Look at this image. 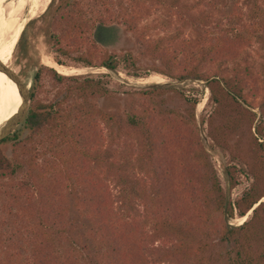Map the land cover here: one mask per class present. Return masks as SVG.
<instances>
[{"label":"trees","instance_id":"trees-1","mask_svg":"<svg viewBox=\"0 0 264 264\" xmlns=\"http://www.w3.org/2000/svg\"><path fill=\"white\" fill-rule=\"evenodd\" d=\"M90 1L99 4L97 10ZM59 2L44 30L54 60L107 72L63 75L40 64L32 74L20 127L0 140V264H82L66 245L72 236L65 203L69 184L78 186V209L107 246L100 257L104 264H264V140L258 136L262 128L251 132L250 109L256 96L264 102V65L256 75L248 51L252 41L264 51L262 23L246 29L236 15L238 25L224 28L212 23L211 12H197V3L171 4L169 13L182 29L150 38L141 20L152 4L164 0ZM113 23L133 34L141 56L158 63L152 71L205 82L212 109L202 123L230 157L223 168L225 188L199 136L198 97L149 85L122 92L116 108L101 105L116 93L108 86L110 72L133 70L137 62L131 52L118 57L96 42L98 35L112 32ZM17 44L25 58L24 39ZM45 76L63 86L49 101L37 98ZM7 142L12 157L1 148ZM39 144L48 157L33 153ZM237 164L252 183L232 199L230 190L244 171ZM135 168L157 187L154 196L146 178L132 179ZM128 177L151 214L150 232L141 231L138 220L119 216L113 205L109 181L116 179L129 193ZM250 211L247 220L230 224Z\"/></svg>","mask_w":264,"mask_h":264},{"label":"rangeland","instance_id":"rangeland-1","mask_svg":"<svg viewBox=\"0 0 264 264\" xmlns=\"http://www.w3.org/2000/svg\"><path fill=\"white\" fill-rule=\"evenodd\" d=\"M59 3V0H47V7H44L46 10L50 5L47 12L43 10L35 17L27 19L23 24V28L25 26L24 33L21 34V31L15 39L14 52L8 66L17 73L21 81L29 88L31 86L32 74L37 69L38 65L43 64L42 58L47 55L54 60V54L49 51V47L45 43L46 35L44 30L48 25L53 11ZM148 3L149 2L147 1V4ZM192 3H197V12L199 10L203 13L211 12L213 15V19L211 20L212 23L219 21L224 28L230 27L233 24L238 25L236 15L241 16L246 29L252 28L254 25L259 27V22H261L264 27V0H257L258 7H256L255 10H253V0H164V4L154 3L149 7V12L143 17L140 25H147L150 28V35L148 36L150 38L166 37L182 29L181 22L169 13V5L172 4L174 7H189ZM3 4L4 0L0 2V9ZM90 5L91 6L89 7L93 11L97 10L99 7V4L95 1H90ZM112 26V32H103L101 35H98L99 40L96 42L101 45L102 48L106 49L108 52L116 54L118 57H121L125 52H131L136 57L137 62L136 67L133 70L119 68L116 71L110 72L111 80L108 86L110 89L116 91V93L114 96L102 99L101 105L105 108H116L122 101L121 96L124 95L122 92L133 89H142L149 85L172 87L179 91H185L187 95L198 97L199 102L196 107V122L199 128V136L208 153L209 163L215 170L221 187L225 188L226 180L223 168L228 162H230V157L225 149L215 145L208 136L206 121L202 123L212 109L209 101V90L205 82L192 80L178 81L164 74L152 71L151 69L153 65H158V63L152 62L140 55L133 34L121 24L113 23ZM246 29L243 31L244 35L248 34V30L246 31ZM183 35H189V28L184 30ZM20 37L24 39L25 43V51L23 52L25 53V58L21 55V47L17 44ZM248 51L251 53L250 60L253 62L255 73L257 75L262 72V67L264 65V51L261 49L259 43L255 41H252L251 46L248 47ZM64 61L68 64L62 65L74 67L73 73L69 75L107 72V70L103 68H89L81 65L77 66L72 64L69 59H64ZM133 72L139 76H132L130 73ZM2 76L10 84L17 101L10 100L6 89L0 84V107L7 112H5L6 117L9 119L17 112L22 104V97L17 83L6 73ZM62 88L63 86L52 84L50 77L45 76L42 80V87L38 90L37 98L43 101H49L57 95L58 91L62 90ZM254 100L257 104L250 107L251 111L255 114L251 132L256 135L257 126L262 128V134H258V136L264 140V102H260L258 96H256ZM18 127H20L19 124L17 128ZM23 134L24 132L22 135ZM1 148L6 155L12 157V147L9 142L2 144ZM45 151L46 147H42L39 144L34 147L33 153H43L44 156H47L48 153ZM237 166L244 170V166L241 164H237ZM141 178H146V176L143 172L135 168L133 170L132 179L138 181ZM127 182V184L131 186L129 193L125 191L123 185L118 183L116 179L109 181L110 197L117 210V214L121 217H130L131 220H133L132 218L138 220V223L141 225V231L144 233L150 232L152 225L151 214L142 203V198L139 196L137 186L130 182L129 177L127 178ZM251 183L252 178L250 175L247 174L245 170L240 172L238 184L230 190L231 198L235 199L236 197H239L243 191L251 185ZM146 186V188L151 191L150 196H154L157 187L154 186L153 183L151 184L150 179H147ZM65 194V203L69 212V223L67 224V228L69 230V236L72 235L71 239L67 240L66 245L73 248L79 254L82 264H104L100 257L107 246L100 241V235L97 233V229L94 228L95 225L86 218V213L78 209V186L76 184H69ZM129 194L132 197L131 200L127 197ZM248 217H250V215ZM229 222L230 224H239L242 220L240 217L234 216ZM95 233L97 236H95ZM156 244H159V241H156L155 245ZM217 264H226V262L220 261Z\"/></svg>","mask_w":264,"mask_h":264},{"label":"bare ground","instance_id":"bare-ground-1","mask_svg":"<svg viewBox=\"0 0 264 264\" xmlns=\"http://www.w3.org/2000/svg\"><path fill=\"white\" fill-rule=\"evenodd\" d=\"M46 3L47 0H4V4L0 9V64L8 66L14 52L15 39L23 30V24L27 19L33 18L39 12L45 10ZM42 62L63 75L72 74L74 71V67L59 64L47 55L42 58ZM3 74L4 72L0 70V84L6 89L9 99L17 102L10 84L3 78ZM5 112L0 107V127L8 120L6 117L7 112ZM250 213L251 211L246 216L240 217L242 222L248 218Z\"/></svg>","mask_w":264,"mask_h":264},{"label":"water","instance_id":"water-1","mask_svg":"<svg viewBox=\"0 0 264 264\" xmlns=\"http://www.w3.org/2000/svg\"><path fill=\"white\" fill-rule=\"evenodd\" d=\"M0 70L6 73L17 83L22 97V104L18 108L17 112L8 120H6L5 123L0 127V140H1L7 135H9L25 116V113L27 111V106L29 103V87L21 81L17 73L9 66L0 64Z\"/></svg>","mask_w":264,"mask_h":264}]
</instances>
